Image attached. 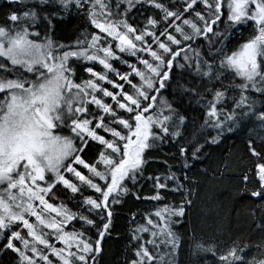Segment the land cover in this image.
<instances>
[{"label": "snow or ice", "instance_id": "obj_1", "mask_svg": "<svg viewBox=\"0 0 264 264\" xmlns=\"http://www.w3.org/2000/svg\"><path fill=\"white\" fill-rule=\"evenodd\" d=\"M6 3L9 11L0 24V257L10 251L16 264H100L114 227L112 206L144 177L147 154L172 142L185 160L189 152L199 159L203 144L189 139L180 110L185 101L204 110L201 131L216 130L209 143H218L244 121L256 122L246 142L253 166L242 180L244 191L254 183L250 196L264 201V0ZM146 7L158 10L159 18L147 16L142 27L129 22L134 10ZM69 15L84 17L98 31L84 29L72 44L54 39L56 21ZM240 26H247L250 35L229 49L226 41ZM120 54L136 57L143 67ZM117 60L130 71H118L112 63ZM81 64L89 65L83 68L87 78L78 77ZM96 64L103 71L95 70ZM175 67L188 71L194 82L177 81L169 99L164 93L172 88ZM228 100L232 104L226 108ZM92 142L101 147L88 162L82 154ZM58 185L73 198L83 197L76 210L63 201L49 202L58 199ZM85 186L98 195L85 196ZM154 187L155 194L143 199L161 201L160 190L168 189L181 193V200L158 206L145 215V224L132 229L133 257L125 264H178L182 238L174 225L183 222L192 205V190H185L174 173L164 182L156 176ZM256 228L264 232V223ZM250 246L234 240L217 252L194 236L191 255L211 252L220 264H264V242L255 244V254L248 257Z\"/></svg>", "mask_w": 264, "mask_h": 264}, {"label": "trees", "instance_id": "obj_2", "mask_svg": "<svg viewBox=\"0 0 264 264\" xmlns=\"http://www.w3.org/2000/svg\"><path fill=\"white\" fill-rule=\"evenodd\" d=\"M163 2L167 4L168 0H163ZM8 11L9 6L6 0H0V24L5 23ZM132 15L130 14L129 22L137 27H142L147 16L159 18L160 13L156 9L146 7L139 11L134 10V18ZM84 29L89 32L98 31L93 29L84 17L69 15L63 20L56 21L53 38L65 44H72ZM249 35L250 29L247 26H240L232 30V35L226 41L229 49L244 42V39ZM153 47L155 48V45ZM203 50L207 51V48L205 47ZM125 58L128 61H133L138 67H143L138 65L137 60L132 57L125 56ZM112 63L116 69L126 70V67L118 61ZM87 66L89 65H80L78 77L87 78L88 74L83 71V68ZM94 68L97 71H103L102 66L98 64L94 65ZM172 75V88L164 93L169 99H172V92L177 87V81L184 85L194 82L190 73L179 67L173 69ZM130 79L135 82L134 77H130ZM125 88L130 90V85H125ZM113 91L117 90L113 89ZM106 99L107 102H111L110 98ZM231 104V100H228L225 102V107L228 108ZM180 110L186 116L185 123L191 142L196 143L198 138L199 143L203 144L198 154L199 159L193 160L189 152L187 160H185V157L180 156L178 145L172 142H166L147 154L149 163L145 167L144 177L138 178L135 186L130 185L131 190L122 197L121 203L112 206L115 208L114 227L112 235L104 242L105 251L100 264H125L126 258L133 257V252L128 247L132 229L137 224H145V215L153 212L158 206L180 202L181 193L168 189L160 190L164 197L161 201L143 199L144 196L155 194L156 176H160L161 182H164V178L171 173H174L181 184L186 186L185 190L188 186L191 187L193 201L186 210L183 222L174 225L175 230L182 238L177 256L178 264H220L217 257L213 256L211 252L200 253L196 257L191 255L194 236L197 242H203L205 246H214L217 252L227 249L234 240L240 243L248 242L251 245L245 252L248 257L255 254V244L264 242V232L256 228L257 223H264V201L250 196L249 191L255 187L254 183L249 184V191H244L242 180L245 171L253 166V159L246 151V142L249 139L250 129L255 126L256 122L254 120L244 121L232 132H225L219 138L218 143H209L207 141L216 135V130L212 128L200 130L199 125L203 121L204 110L195 103L189 104L187 101L180 106ZM105 135L107 137V134ZM100 147L94 142L90 143L89 148L82 154L83 157L88 162H94ZM189 148L191 149V145ZM185 162L189 167L185 168ZM74 167L87 174V170L81 166L74 165ZM65 175L79 184L72 174L66 173ZM185 175L188 176V180L184 179ZM148 176H152L153 179L148 180ZM168 184L170 187H175L172 181H168ZM54 191L57 192L58 199H50L49 202L58 204L63 201L73 210H76V204L83 199L79 193L73 198L70 191L59 185ZM133 193L139 195L141 199H136V195ZM84 195L95 198L98 194L85 186ZM133 216H135V220L132 219ZM152 218L155 219V217ZM30 222H33V218L30 219ZM69 227L71 228V225ZM22 235H26V231L23 230ZM144 238H148L147 233H144ZM50 241L55 243L51 238ZM16 243L19 245L18 242ZM2 244L3 240L0 239V245ZM56 247H61V245L56 244ZM50 259L55 261L54 257H50ZM0 264H16L15 254L9 251L6 256L0 257Z\"/></svg>", "mask_w": 264, "mask_h": 264}, {"label": "rangeland", "instance_id": "obj_3", "mask_svg": "<svg viewBox=\"0 0 264 264\" xmlns=\"http://www.w3.org/2000/svg\"><path fill=\"white\" fill-rule=\"evenodd\" d=\"M143 54V53H142ZM121 56H122V58L123 59H126L125 58V54H120ZM144 55V54H143ZM127 57H131V56H127ZM134 60H136V57H132ZM120 64H122V65H124L125 67H126V70L125 71H120L119 69H117L118 71H120V72H128V71H130V69L127 67V65L126 64H123V63H121V61H119V60H117ZM130 63H132V64H134V62L133 61H129ZM116 68V67H115ZM109 78L110 79H116L115 78V75L113 74V73H109ZM118 83H123L122 81H117ZM104 87H106V88H108L109 90H111V91H113V89H112V87H111V85H108V84H105L104 85ZM98 95H100V94H98ZM105 100L107 101V99L105 98ZM75 166H78V165H75ZM82 167V166H81ZM31 219V218H30ZM33 222H34V218H33ZM24 231H27L26 229L24 230ZM16 242H18L19 243V241H16ZM42 263V262H41Z\"/></svg>", "mask_w": 264, "mask_h": 264}]
</instances>
